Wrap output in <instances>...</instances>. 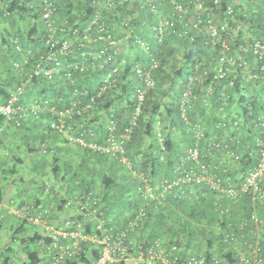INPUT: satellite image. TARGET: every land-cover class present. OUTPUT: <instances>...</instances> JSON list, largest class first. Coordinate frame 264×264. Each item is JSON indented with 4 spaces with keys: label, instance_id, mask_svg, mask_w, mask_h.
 <instances>
[{
    "label": "trees",
    "instance_id": "16d2710c",
    "mask_svg": "<svg viewBox=\"0 0 264 264\" xmlns=\"http://www.w3.org/2000/svg\"><path fill=\"white\" fill-rule=\"evenodd\" d=\"M50 1L56 9L54 19L57 23L66 22L65 32L70 36L71 47L77 56L60 57L62 70L51 80L43 76L30 79V74L39 58V52L43 53L46 50L43 5L38 0H0V102L6 103L11 92L22 84V81L30 79L25 103L48 100L49 104L58 111L87 108V111L80 115L75 114L66 120L76 124L74 126L76 131L78 130L76 127L80 125L93 133L92 136L86 135L87 144L103 146L111 133L110 121L115 123L117 135L125 133L127 128L131 129L130 126L134 122L131 137L124 143L123 155L130 161L131 166L122 164L120 160L122 156L119 153L104 154L71 142L67 138L68 143L81 150L79 158L82 163H78L76 169L73 168L70 173L67 172L65 179L70 178L82 189L94 191L95 182L86 186L82 181L81 172L85 170L89 175L92 174L93 178L98 177L104 191L113 187L121 189L130 184L129 191L132 194L126 193L128 197L120 194L117 199L122 205L116 206L117 212L124 208L126 210V207L127 209L137 208L144 202L143 184L139 178L141 175H145L149 178L151 185L157 187L153 188L156 194L164 192L162 182L165 180L170 183L179 179L185 180L186 182L183 181L178 186H174L163 193L162 198L150 202L147 206L145 228L142 232L138 230L132 235L136 239V246L145 248L149 242L160 238L165 240V249L168 251L172 246H177L182 252L185 249L192 253L204 254L208 264H214V258L219 260V264H239V249L236 247L239 244L229 246L236 243L230 244L224 241L228 225L232 224V233L238 234L244 231L248 234V228L241 230L240 221L250 217L252 212L264 209V205H253L247 195L241 194L238 203L233 204L227 201L231 207L228 212L222 213L221 208L218 209L217 206L220 204H217L218 194L211 185L186 180L185 168H189L191 163L188 162V151L198 146L203 163L207 165L217 163L220 166L218 169L213 168L212 171L221 183L224 179L232 186L241 188L247 174L258 163L255 127L258 123H264V57L256 60L250 49L247 52L241 49L251 48L256 42L264 44V0H246L245 5L248 6L246 11H244L246 7L237 6L234 0H220L221 4L218 8L214 6L215 0H181L185 8L195 16H198L195 9L198 1L204 2L210 10L212 8V12L202 14L203 20L210 13L217 18H223L224 12L229 7L233 9V15L229 17L228 22L236 30L237 36L227 55L235 59L241 58L254 77L239 76L235 80L234 86L227 90L229 97L227 105L220 100L225 79L213 80V73L204 75L206 68L217 64L216 60L221 56L220 47L213 49L206 44L207 39L199 33L193 35L191 40L179 39L170 31L171 35L166 37L162 44L155 38L151 26L161 18H173L174 8L168 0H151L157 9L156 13L151 12L149 4L144 7L147 0L133 4V8L130 2L125 0H113L115 5L112 7L108 6V0ZM134 10L137 18H133ZM97 17H99L98 24L95 23ZM101 22H104L106 32L117 37L119 41L116 51H112L116 54L115 62H108L102 68L100 61L93 60V54L106 46V43L99 39V34H105L99 32ZM135 36L146 43L149 50L135 43L137 42ZM15 38L25 54L28 51L31 52L32 61L22 71L15 68V61L20 58L13 44ZM122 43L127 46L123 52L126 58L121 56L119 61V49ZM84 50L88 53L83 57L81 53ZM178 55H182V59H178ZM154 63H157V68L152 73L155 87L146 94L144 102L139 104L136 91L140 84L135 70L137 67L148 70ZM79 65L86 70L82 71ZM70 66L73 67L71 72ZM114 66H119L122 71L116 77L118 80L115 84L116 88L112 87L101 93V80L112 71ZM30 86L36 90V93L32 92L34 90ZM209 89L212 91L210 92ZM188 90L192 92V96L184 101L183 94ZM29 99L32 101L29 102ZM182 101L186 103L185 106ZM119 102L124 106L123 111L113 110ZM233 105H235L234 110H231ZM138 106L140 110L136 115ZM236 115L240 117L243 124L239 131L232 132L231 121ZM25 116L20 118V126L0 116V127L3 126L1 123H5V125H11L15 131L22 130L25 123L33 119L41 124L39 125L42 129L41 143L44 144L48 136L53 134L62 136L51 127L52 122H57L52 112L40 113L36 118L29 117V114ZM184 116L188 123H185ZM96 124H99L101 134L97 133ZM197 126L205 128L206 136L197 138L195 135ZM172 129L180 133L179 142L169 135L168 131ZM30 139L31 137L28 136L22 140L32 141ZM146 140L153 142L148 149L145 148ZM211 140L225 141L224 143L232 146V150L242 155V159L236 163L223 164L222 151L215 153L212 157ZM238 141L241 145L237 144ZM0 143L3 144L1 138ZM20 149L21 146L16 147L17 151ZM41 149L42 156L38 157L49 159L52 151L43 147ZM25 150V153L29 155L38 152L34 145L29 143ZM10 152L15 153L13 149ZM137 161L140 163L137 164ZM109 163L114 166L113 169H107L106 165ZM59 164L58 159H54L51 163L54 167L51 174L55 178H58L62 171ZM129 168L138 170L133 172L136 173V181L131 180L127 172ZM117 170L127 173L128 177H121L125 181L124 184H121L117 176L112 173ZM46 174L42 175L46 176ZM262 187L264 189V184ZM43 190L50 191L52 186L46 187L44 184ZM132 191H135V196ZM219 201L221 207H224L226 201L222 199ZM44 212L31 207L25 218L18 217V226L11 230L9 243L0 250V264H11L15 253L12 245L17 242L22 246V253L27 258L26 264H51L49 258L43 257V251L36 248V245L41 242L50 244L52 241L44 235V230V232L35 233L28 240L23 239L29 227L35 226L30 219ZM104 216H106L105 212ZM106 226L115 227L107 223ZM138 232L142 235L146 232L148 235L138 237ZM86 233H93L92 226L87 228ZM82 247L79 256L66 264H90L92 260L100 256V253L91 249V244L83 243Z\"/></svg>",
    "mask_w": 264,
    "mask_h": 264
},
{
    "label": "built area",
    "instance_id": "2783aa9c",
    "mask_svg": "<svg viewBox=\"0 0 264 264\" xmlns=\"http://www.w3.org/2000/svg\"><path fill=\"white\" fill-rule=\"evenodd\" d=\"M38 1L43 5L42 17L45 25L44 47L46 50L43 53L39 52L40 55L30 74V79L43 76L51 80L55 74H58L62 70L60 57H76L77 54L71 47L72 41L70 36L65 32L66 22L61 21L57 23L54 19L56 9L52 2L50 0ZM108 2V6L110 7L115 5L113 0H108ZM168 2L174 8L173 18H161L156 24L151 26L155 38L162 44L165 38L171 35L170 31L178 36L179 39L186 38L191 40L194 37L193 35L199 33L207 39L206 44L210 45L213 49L214 47H220L221 56L216 60L217 64L215 66L210 65L206 68L204 75L213 73V80L225 79L221 89L220 100L227 105L229 101L227 90L234 86L235 80L239 76L248 75L250 78L254 77L248 70L247 64L242 62L243 60L241 58H236L237 61L235 58L227 55L230 46L235 42L237 36L236 30L228 22L229 17L233 15V9L229 7L224 12L223 15L225 17L223 18H217L210 13L203 20L202 14L212 12V8L210 10L204 2L198 1L196 3L195 9L198 12V16H195L189 9L185 8L181 0H168ZM152 3L151 0H147L144 7L149 4L152 10L151 12L156 13L157 9ZM220 4V0L214 1L215 7L218 8ZM98 21L99 17L96 18L95 23L98 24ZM101 23L99 32L105 34H99V39L105 42L106 46L96 54H93V60L100 61L102 68L108 62H115L116 54L112 51H116L119 41L117 37L106 32L104 22ZM85 38L88 39L87 36ZM135 39H137L135 43L141 48L149 50L146 43L142 42L137 36H135ZM13 44L16 53L20 55L19 60L15 61V68L22 71L32 61L30 59L31 52L28 51L25 54L16 38L13 39ZM249 49L252 51V56L256 60H261L264 57V44L256 42L251 48H242L241 50L247 52ZM87 53L84 50L81 55L84 57ZM80 67L82 71L86 70L83 66ZM75 68L77 69V66ZM156 68L157 63H154L148 70H143L139 67L135 70L140 84V87L136 91L139 104L144 102L146 94L155 87L152 73ZM72 69L73 67L70 66L69 71L71 72ZM121 73V68L114 66L112 71L101 80L100 92L104 93L112 87L116 88L115 84L118 81L116 77ZM114 77L116 79L113 81L112 79ZM196 79L199 80L198 78ZM29 80L22 81L23 83L11 92L6 103L0 102V116L4 117L6 121L17 123L20 126V118L22 116L26 117L25 115L29 114V117L33 116L36 118L40 113L50 111L57 118V122H52L51 127L61 133L62 136H66L71 142H75L83 147H90L104 154L114 155L119 153L122 156L120 159L122 164L131 166L130 161L123 155L125 153L124 143L131 137L132 127L135 125L134 122L130 126L131 129L127 128L125 133L117 135L115 134L117 127L113 121H110L109 131L111 133L106 139L105 144L103 146L87 144L85 141L86 135L89 134L92 136L93 133L89 130L87 131L84 125H82L84 127L79 125L76 131L74 127L76 124L66 121L67 118L70 119L75 114L80 115V113L87 111V108H80L76 111L74 109L58 111L49 104L50 102L48 100L29 104L25 103L28 96ZM209 91L211 92L212 89H209ZM101 93L98 94V98ZM190 96H192V92L188 90L183 94L182 100L184 99L185 101ZM184 101H182L183 106L186 105ZM139 110L140 107H136V115H138ZM184 121L188 123L185 116ZM242 124L243 122L240 120V117L236 115L231 121L230 129L232 132H237L240 130ZM255 129V147L258 149V163L247 174L241 188L232 186L230 182L224 179L221 183L212 171L213 168L218 169L220 166L217 163L208 165L203 163L198 146L188 151V162L191 163H189V168H185L186 180H193L197 184H210L218 194V199L226 201L224 207H221L219 200L217 201V204L220 203L217 205L218 209L221 208L222 213L229 211V207L231 206L228 202L233 204L238 203L237 201L241 194L247 195L253 205H264V189L262 187L264 184V123H258ZM206 133L204 127L197 126L195 128V135L198 139L206 136ZM224 142H214L211 140L210 152L212 153V157L215 156V153L222 151L224 158L221 162L223 164L239 162L242 159V155L232 150V146ZM237 144L241 145L239 141ZM139 163L140 161H137V164ZM139 178L143 184L144 191L142 197L144 198V202L135 209L132 217L122 227L114 228L106 226L107 219L104 216L101 199L95 191H78L72 199L66 201L63 205L66 211L72 209L73 216L66 218L60 225L52 224L49 212L46 210H44L45 212L43 214H37L30 219L33 225L43 228L45 231L44 235L52 240L50 244L41 242L36 245V248L44 252H42L43 257L49 258L51 264H66L70 260L77 258L82 251L83 243L91 244V249L100 253V256L92 260L90 264H208L207 257L202 253L184 255L182 250L177 246H172L169 249L170 251H168V249H165V240L160 238L149 242L145 248L136 246V239L132 235L143 226L148 214L147 206H149L150 202L162 198L163 193L174 188V186H178L181 182H186L182 179L173 183L165 180L162 182L164 192L156 194L153 188L157 187L151 185L149 178L145 175H141ZM76 186L78 189H81L78 183ZM46 187H51V185L46 183ZM31 207L30 205H25L22 208L20 206L15 207L12 214L20 218H25ZM91 226L93 233L87 234V228ZM239 226L241 230L248 228V234H245L244 231H240L238 234L232 233L233 226L229 224L228 232L225 234L224 240L230 244L236 243L241 246L238 250L239 264H264V215L260 211L252 212L250 217L243 218L240 221ZM219 263V260L214 258V264Z\"/></svg>",
    "mask_w": 264,
    "mask_h": 264
},
{
    "label": "crops",
    "instance_id": "0c3cea01",
    "mask_svg": "<svg viewBox=\"0 0 264 264\" xmlns=\"http://www.w3.org/2000/svg\"><path fill=\"white\" fill-rule=\"evenodd\" d=\"M125 1L130 2L131 8H133V4L140 3L143 0H125ZM234 3L239 7H246L244 11L248 9V6L245 5L246 0H234ZM241 10H243V8H241ZM133 12L135 15V10ZM134 15L133 18H137V16L135 15L134 17ZM127 42L126 44H128ZM124 44L125 43H122V45H120L119 61L121 60V56H123V58H126V55H123V52L125 50V47L127 46L126 45L124 46ZM30 88L34 90L32 91L33 93H36V90L34 88H32L31 86ZM165 100L167 101V99ZM31 101L32 99H29V102ZM123 107L124 106H122V104L119 102L117 106H114L113 110L123 111ZM234 107L235 105H233V108L231 110H234ZM39 125L41 124L36 120L33 119L29 120L25 123L24 128L22 130H16V133L20 135L21 140L29 136L31 137L30 140L32 141L35 140L36 141L35 143L41 144L43 149L48 148L49 150H51L52 155L49 157V159L46 160L43 159L42 157H37L32 159L30 155L27 154L29 155V159L26 158L24 160L20 155H17L12 152L10 153L11 155H9L5 151L3 152L4 155H1L2 157L0 156V168H1L0 173L3 174L6 177V179H10L11 187H13L15 183L18 184L17 182H19V184L21 185L27 184L29 186H33V188L29 189V195H32L33 193L36 194L31 199V197H27V196L20 197L18 194L15 195L16 193L13 190L3 191L0 188V232L5 227L13 231L14 228L18 226L19 220L17 216L12 214L13 209L18 206L22 208L23 205H27V204L31 205L36 210L48 211L50 214V221L52 222V224L60 225L66 218L73 216L72 209L70 211H66L63 208V204L66 201L72 199L76 192L87 190L82 188L78 189L77 186L73 183V181L70 180V178H68L69 181L65 179L67 172L70 173L73 170V168L76 169L78 163L79 164L82 163V161L79 158L80 157L79 154L81 150L77 146L68 143L66 136H60V135L58 136L53 134L51 136H48L47 141L44 144L41 143L42 129ZM96 125H97L96 129L98 131L97 133L101 134V129L99 127V124ZM7 126L8 125H6L5 128L4 126L0 127V133H1L0 137L5 138L3 137V135L7 136L8 130L12 131V129L8 128ZM77 128L78 126L76 127V129ZM157 131H159V129H157ZM168 133L176 140V142H179L181 140V135L176 129L169 130ZM152 143L153 142L151 140H146L145 148L148 149V147H150ZM0 148H3L1 143H0ZM34 148H36V146H34ZM54 159H58L60 161L59 166L62 168V171L58 178L53 177L51 174L54 168L53 165H51V163L53 162ZM106 166L107 169L114 168V166L111 163L107 164ZM23 169H26V171H24ZM127 172L129 173V176L132 178L131 180L136 181L137 176L135 175L136 173L133 172H138V170L129 168L127 169ZM45 173H47L46 176H43L42 174ZM81 174H82L81 177L83 178L82 181L86 186L87 185L89 186L91 183L95 182V185L93 186V190L96 192V194L98 191L97 195L101 199L103 210L106 214L105 217L107 219V224L113 225L117 228L122 227L132 217L133 212L135 211L136 208L131 207L127 209L126 207V210H124L125 209L124 208V209H120V211L117 212L116 206H114L113 202H111V200L109 199V195L106 193V191L103 190L102 184L98 179V177L93 178V175L92 174L89 175L88 173H86L85 170L82 171ZM40 176H43L42 177L43 179H40L39 178ZM46 183L52 186V190L50 191L43 190L44 184L46 185ZM11 187H8L7 189H11ZM132 192L134 194L135 191ZM126 196L128 197V195ZM260 212L262 215H264V209H261ZM119 215L121 217H119ZM144 224L140 229L141 231L139 230L140 232H142L143 229L145 228ZM32 227H31V231H27L25 235H23L24 237L23 239L28 240V238L32 237L35 233L44 232L43 231L44 229L41 227H37V228L35 226ZM140 232H138L137 235L138 237L140 236L144 237L148 235L146 232H143V235ZM16 245H19L20 251L15 250V253L12 256L11 264H26L27 258L22 253V246L19 244V242H17ZM235 245L237 244H233L229 246H235ZM3 246H0V250L3 249ZM236 247L237 249H240V245ZM190 253L192 252L185 249L183 251L184 255Z\"/></svg>",
    "mask_w": 264,
    "mask_h": 264
},
{
    "label": "rangeland",
    "instance_id": "374dc122",
    "mask_svg": "<svg viewBox=\"0 0 264 264\" xmlns=\"http://www.w3.org/2000/svg\"><path fill=\"white\" fill-rule=\"evenodd\" d=\"M178 59H182V55H178ZM1 124L5 128V126H6L5 123H1ZM7 127L12 129V131L8 130V132H7L8 135L7 136L3 135V137H5V138L0 137V138L3 139V144H2L3 148H0V156L4 155L3 154L4 151L7 152L9 155H11L10 154L11 150H9V149H13V152H15L17 155L19 154L24 160L26 158L29 159V155L25 154V148L27 146V143H29V145L33 144L34 146H36L37 151H38L37 153H33V154L30 155V157L32 159L33 158H37L38 156H42V149H41L42 145L41 144H38V143H35V142L33 143L32 141H28V140H21L20 139V135H18L16 133L15 129L11 125H8ZM16 146H21L20 151L21 152L23 151V152L21 153L20 151H17L16 150ZM23 170L26 171V169H23ZM112 173H114L115 176H117V179L121 182V184H124V182H125L124 179H122L121 177L122 176H127L128 177V175H127V173L125 171L117 170V171H112ZM96 176H98V175L96 174ZM39 178L43 179L41 176ZM17 183L18 184L15 183V185L13 187H11L10 179H6V177L3 174L0 173V188L3 191L4 190H8V191L9 190H13L16 193L15 195L18 194L20 197L27 196V197H31V199H32V197H34L36 195L34 193L32 195H29V189L33 188V186H29L27 184L21 185V184H19V182H17ZM129 185L127 187L125 186L124 188H121V189L118 188V187H113L112 189H109L108 191H106L107 194L109 195V199L111 200V202H113L114 206L122 205V203L117 199V198L120 197V194H124L123 196H125L126 193L127 194L131 193L129 191L131 189L129 187ZM8 187H11V189H7ZM97 194H98V191H97ZM9 195H11V194H9ZM28 231H31V227H29ZM11 235H12V231L11 230H9L6 227L3 228V230L0 232V246L8 244ZM12 246L15 248V250H19L20 251L19 245L14 244ZM194 253H198V252H194Z\"/></svg>",
    "mask_w": 264,
    "mask_h": 264
},
{
    "label": "clouds",
    "instance_id": "9594fccd",
    "mask_svg": "<svg viewBox=\"0 0 264 264\" xmlns=\"http://www.w3.org/2000/svg\"><path fill=\"white\" fill-rule=\"evenodd\" d=\"M28 86H29V84H28Z\"/></svg>",
    "mask_w": 264,
    "mask_h": 264
}]
</instances>
